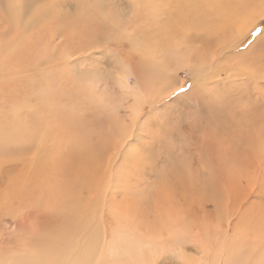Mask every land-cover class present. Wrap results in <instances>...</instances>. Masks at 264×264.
Returning <instances> with one entry per match:
<instances>
[{"label": "rangeland", "instance_id": "rangeland-1", "mask_svg": "<svg viewBox=\"0 0 264 264\" xmlns=\"http://www.w3.org/2000/svg\"><path fill=\"white\" fill-rule=\"evenodd\" d=\"M190 1L0 0V264H121L173 235H202L205 263L224 231L234 262H264V0ZM73 146L96 157L84 186Z\"/></svg>", "mask_w": 264, "mask_h": 264}, {"label": "bare ground", "instance_id": "bare-ground-1", "mask_svg": "<svg viewBox=\"0 0 264 264\" xmlns=\"http://www.w3.org/2000/svg\"><path fill=\"white\" fill-rule=\"evenodd\" d=\"M188 1V0H187ZM194 1V0H193ZM190 2H192V0L190 1ZM194 2H196V1H194ZM197 2H199V1H197ZM201 2V1H200ZM202 2H203V0H202ZM201 2V3H202ZM209 2V1H208ZM193 4V3H192ZM199 4V3H198ZM194 6H197V9H199L198 8V5L197 4H193ZM184 6L185 5H176L175 4V6H173V7H171L170 8V10H169V12H168V15H174L173 17H174V22H177L176 24H181V25H184L185 26V28H187V27H192V26H195V27H197L198 28V30L199 29H201V28H204V31L207 29V28H210L211 26H210V21L209 22H207V23H205V21H206V19H207V15H206V10H204V8H203V10H202V8H201V10L199 11V10H196L195 11V13H197V14H199V16H196V14H195V16H194V18H193V20L191 19V17L190 18H187V20H185V21H183V19H181V18H178V17H176L177 15H180V16H182L183 17V12L182 11H185V12H190V10H189V8L188 7H186V8H184ZM192 6V5H191ZM178 7V10H179V13L180 14H176L175 13V11H176V8ZM204 7V6H203ZM215 7V6H214ZM191 8V7H190ZM196 8V7H195ZM218 9V8H217ZM192 10V9H191ZM194 11V10H193ZM99 12V9H97L96 8V6L94 5V11H93V13L94 14H92L93 16L94 15H96L97 13ZM231 14V13H230ZM68 15V14H67ZM88 15V14H87ZM88 16H90V15H88ZM190 16V15H189ZM193 16V15H192ZM245 16L246 17H248L247 16V12L245 13ZM51 17V16H50ZM172 17V16H171ZM212 17V16H211ZM91 18V17H90ZM99 18V17H98ZM175 19H177L176 21H175ZM218 19V18H217ZM247 19V18H246ZM173 20V19H172ZM188 20H190V22H187ZM208 20V19H207ZM223 20H224V17H223ZM226 20H228V19H226L225 18V21ZM75 21V20H74ZM220 21H221V19H220ZM160 22H162L161 20H160ZM224 22V21H223ZM227 22V21H226ZM212 24L211 25H213L214 23L213 22H211ZM217 23V22H216ZM86 24V23H85ZM85 24L83 25V29L85 30L86 29V27H84L85 26ZM220 24H221V22H220ZM219 24V25H220ZM90 25V24H89ZM215 25V24H214ZM217 25V24H216ZM67 26V25H66ZM86 26H87V24H86ZM218 26V25H217ZM216 26V27H217ZM90 27H91V25H90ZM93 27H95V25H93ZM215 27V26H214ZM87 28H89L88 26H87ZM102 28H104L103 26H102ZM212 28H213V26H212ZM106 29V28H105ZM112 29V28H111ZM110 29V30H111ZM115 29V28H114ZM211 29V28H210ZM74 30V29H73ZM171 30V29H170ZM71 30H69V32H70ZM95 31V30H94ZM201 31H203V30H201ZM36 32H37V30H36ZM86 32H87V30H86ZM103 32V31H102ZM176 32V31H175ZM39 33V32H38ZM95 33V32H94ZM207 33V32H206ZM205 33V34H206ZM72 34V33H71ZM156 36H154L153 38H155ZM168 37V38H167ZM167 37L165 38V39H159L158 41L159 42H156V43H159V45H163L164 47L166 46V47H169V48H175L176 46H178V36H175V35H172V34H168L167 35ZM186 37V36H185ZM187 37H189V35L187 36ZM68 38V37H67ZM83 38V37H82ZM81 38V39H82ZM93 38V37H92ZM157 38V37H156ZM182 38V37H181ZM184 38V37H183ZM175 39H177L176 41H175ZM185 39V38H184ZM188 40V39H187ZM173 41V42H172ZM81 42V41H80ZM30 43V42H29ZM82 43V42H81ZM78 44V43H77ZM84 44V43H83ZM227 44V43H226ZM229 44H230V42H229ZM228 44V45H229ZM87 45V44H86ZM89 45H90V43H89ZM156 45V44H155ZM158 45V46H159ZM227 45V46H228ZM76 46V45H75ZM78 46H80V45H78ZM83 46V45H82ZM88 46V45H87ZM155 47V48H161L160 46L159 47ZM193 46V45H192ZM225 46V45H224ZM180 47V46H179ZM75 49H77V48H75ZM144 49V48H143ZM146 49V48H145ZM167 49V48H166ZM176 49V48H175ZM154 50V49H153ZM163 50V49H162ZM168 51V50H167ZM166 50L164 51L165 53L167 52ZM176 51H179V50H176ZM223 51V50H222ZM153 52V51H152ZM159 52V51H158ZM153 54V53H152ZM178 56L177 57H179L180 58V54L178 53L177 54ZM163 56V55H162ZM186 58H187V56H186ZM189 59V58H188ZM180 60V59H179ZM177 61H178V59H177ZM194 62H197V61H194ZM199 64V63H198ZM138 79V78H137ZM139 80V79H138ZM137 80V81H138ZM141 84V83H140ZM140 84H138V87H136V88H134L132 91H131V93H132V95H133V97L137 100H135V102H134V108H137L138 107V105L140 104V103H142L143 101H145L143 98H144V91H146V95L148 96V97H150L151 99H152V94H153V96H154V93H151V92H147V90L145 89V87H141L140 86ZM168 86V85H167ZM166 86V87H167ZM169 86L171 87V85L169 84ZM170 87H168V88H170ZM171 88H173V87H171ZM157 94V93H156ZM105 96V95H104ZM160 98V97H159ZM155 98H153V100H154ZM157 100V99H156ZM138 113V110L136 111V112H133V113H129V118H131L132 120L137 116L136 114ZM247 138V137H246ZM70 145V144H69ZM69 147V146H68ZM69 149V148H68ZM67 149V150H68ZM68 155H67V160H66V158H65V160H66V163L64 164V167H62V169H61V171L63 172V173H65V176H68V178H70V177H72V173H77V175H80V176H82V178L83 177H87L86 179L88 180V181H85V180H83V181H81V177H78V178H80V181L81 182H78L77 184H81V186H84V185H86L88 182H90V180H91V178H93V177H90L89 175L90 174H92V167H93V170H94V167H96L95 166V161H96V157H94V153L92 152V151H88L87 150V146H73L68 152ZM63 162V161H62ZM55 171V170H54ZM57 172V171H56ZM94 172V171H93ZM58 174H60L59 172H57V174H55V176H57V178H59L58 177ZM94 174H95V172H94ZM54 175H53V177H55ZM50 178V177H49ZM56 178V177H55ZM67 178V179H68ZM77 177H76V179H78ZM51 179V178H50ZM49 179V180H50ZM61 179V178H60ZM64 179H66V178H64ZM58 180V179H57ZM63 186H64V183L61 181V182H58L57 183V185H56V187H55V196H57V194L58 193H61V191L63 190ZM70 190H72L71 192H74V190L71 188ZM58 192V193H57ZM59 195V194H58ZM236 208H238V207H236ZM247 216V215H246ZM249 216H250V214H249ZM253 216V215H252ZM126 218L127 217H124V220H126ZM249 219V218H248ZM248 219H246L247 221H248ZM127 220H128V218H127ZM245 220V221H246ZM257 220V219H256ZM252 222V221H251ZM250 222V223H251ZM257 223V222H256ZM247 225V224H246ZM258 225H261V222H260V219H259V221H258V224L256 225V226H258ZM253 227V226H252ZM254 229H256V228H254ZM234 231V230H233ZM247 232V231H246ZM245 232V233H246ZM248 233V232H247ZM217 235H220V236H222L221 237V242L220 243H222V241H223V248H222V251H216L213 255H212V257L210 256V259H209V261H207V262H205L204 263V261H203V255H204V253L203 252H206V248H205V246L202 244V241H203V236L202 235H200L199 237V239L198 240H196V241H194V242H191V241H189L188 239H186V238H181V236H178V238L177 237H175L174 235L172 236L173 238H174V240L175 241H177V243L175 244V246L172 248V249H170V251H169V255H167L164 251H162L161 249H159L156 245H150V243H149V245H145V247H140L139 245L140 244H138L137 246L138 247H136L135 245V247H133L132 249H129L128 250V252H126V250L124 251V252H126V253H124V261H122L121 259V261H122V263L121 264H183V263H180L181 261H184L185 262V264H238L239 262H238V259H237V262H234L233 261V256H232V253H233V251L232 250H230L229 248H228V245L232 242V240H233V235H229V234H227L226 233V231H224L223 233H219V232H217L216 233ZM248 235V234H247ZM135 236V235H134ZM251 236V235H250ZM259 235H257V234H255L254 233V236H251V240H255V238H257ZM179 239H181V241H182V245H181V242H180V240ZM173 240V239H172ZM249 240V239H248ZM175 241H173V242H175ZM89 242V241H88ZM147 242V241H146ZM256 242H257V240H256ZM260 242H261V240H260ZM91 244V243H90ZM185 244H193L195 247H196V254H192L190 257H188V256H186V254H185V252H184V250L182 249V247H184L185 246ZM144 245V244H143ZM225 245V246H224ZM89 246V245H88ZM88 246H87V248H88ZM123 247H125V245H124V242H123V245H122ZM217 246H219V245H217ZM114 247H115V245H114ZM140 247V248H139ZM190 247V246H189ZM87 248H86V250H87ZM83 249H85V248H83ZM90 249V248H89ZM125 249H127L126 247H125ZM202 250V251H201ZM218 250V249H217ZM254 250V249H253ZM253 250L250 252V253H253ZM89 251V250H88ZM111 251V250H110ZM118 250L116 249V250H113V253L114 254H116V252H117ZM258 251V250H257ZM87 252V251H86ZM120 252V251H119ZM119 252H118V254H119ZM121 253V252H120ZM123 254V253H122ZM258 254H259V252H258ZM86 256L84 257V259L82 260V261H80V260H76L75 261V263L74 264H84V262L86 261V257H87V254H85ZM121 255V254H120ZM88 256H89V252H88ZM78 257V256H77ZM120 257H122V256H120ZM113 258V257H112ZM258 258H260L259 256L257 257V258H255V259H253V264H260V262H258ZM72 260V259H71ZM70 260V261H71ZM69 261V262H70ZM120 261V262H121ZM119 262V263H120ZM68 263V261L66 262V264ZM117 262H116V260H115V258H113V263L112 264H116ZM252 264V263H251ZM261 264H264V262L262 261L261 262Z\"/></svg>", "mask_w": 264, "mask_h": 264}, {"label": "crops", "instance_id": "crops-1", "mask_svg": "<svg viewBox=\"0 0 264 264\" xmlns=\"http://www.w3.org/2000/svg\"><path fill=\"white\" fill-rule=\"evenodd\" d=\"M253 8H254V7H253ZM253 8H252V9H253ZM252 9H250L251 12H252ZM248 10H249V9H248ZM254 16H255V15L253 14V17H254ZM233 23L237 24V22H234V21L230 20L229 24H224V23H223L222 25H220L219 29H220V30H223V29H225L227 26H228V27H231V26H233ZM254 60H260V59L257 57V58L254 59ZM261 63H262V62H261ZM263 64H264V63H262V66H263ZM187 245H189V244H185V246L182 247V249L184 250L186 256L190 257L192 254L195 253V252H193V251H191V250H193V249L196 250V247H195L193 244H190V245H189L190 247L187 248ZM184 248H185V249H184ZM189 250H190V251H189ZM188 251H189V252H188ZM180 263L185 264L184 261H181Z\"/></svg>", "mask_w": 264, "mask_h": 264}, {"label": "snow or ice", "instance_id": "snow-or-ice-1", "mask_svg": "<svg viewBox=\"0 0 264 264\" xmlns=\"http://www.w3.org/2000/svg\"><path fill=\"white\" fill-rule=\"evenodd\" d=\"M181 91H183L184 89H183V87H181V89H180Z\"/></svg>", "mask_w": 264, "mask_h": 264}]
</instances>
